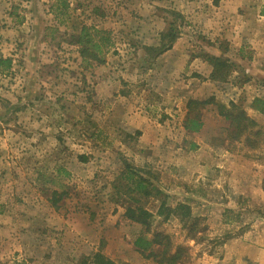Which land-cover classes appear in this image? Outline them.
I'll return each mask as SVG.
<instances>
[{
    "label": "rangeland",
    "instance_id": "obj_1",
    "mask_svg": "<svg viewBox=\"0 0 264 264\" xmlns=\"http://www.w3.org/2000/svg\"><path fill=\"white\" fill-rule=\"evenodd\" d=\"M263 12L264 0H0V58L12 61L0 74V264H95L96 252L156 264L110 200L122 159L155 173L168 207H189L194 240L144 202L180 264H264V115L251 108L264 100ZM83 26L109 33L104 64L81 59ZM170 27L176 41L154 58ZM210 57L232 64L225 77L212 79ZM189 99L235 103L257 135L229 140L214 104L186 134Z\"/></svg>",
    "mask_w": 264,
    "mask_h": 264
},
{
    "label": "trees",
    "instance_id": "obj_2",
    "mask_svg": "<svg viewBox=\"0 0 264 264\" xmlns=\"http://www.w3.org/2000/svg\"><path fill=\"white\" fill-rule=\"evenodd\" d=\"M262 14L264 15V12ZM176 17L181 18L179 15ZM177 37V34L170 27L168 32L163 35L162 43L158 47L149 48L154 52V58L171 49ZM72 39L73 44L79 47L78 52L81 59L86 62H94L97 65L105 63V57L113 46L109 33L99 30L95 26H83L77 35L72 36ZM209 63L213 66L211 73L213 80L219 74L221 77H225L232 66L226 61L214 57L209 58ZM11 67L10 58H0V74L9 73ZM208 104H214L218 115L229 123V140L248 141L253 131L257 129V123L233 102L224 105L214 102V99H189L185 105L186 113L182 122V129L186 134H195L202 129L203 122L200 112ZM251 108L264 115V100L253 99ZM254 133L257 135L256 130ZM135 134L139 133L136 132ZM196 148L195 143H189L190 150ZM79 159L81 162H85L87 157L80 156ZM122 163L123 168L113 182L110 200L124 209V216L127 220L141 225L144 230L133 242L135 251L145 259H152L156 264H180L184 249L176 247L171 250L170 242L166 236L162 233L151 232L150 219L154 216L144 207V202L150 199L159 200L156 216L163 217L164 220L169 219L170 216H176L184 226H187L188 232L191 234L190 239L194 240L196 224L189 221L192 220L189 207L184 204H178L174 209L168 207L165 198L162 197L161 190L155 184L158 177L151 169L135 167L125 159H122ZM58 171L60 170L58 169ZM51 195L50 203L52 207L56 208L64 194L53 191ZM90 258L91 262L95 264H115L100 252L94 253Z\"/></svg>",
    "mask_w": 264,
    "mask_h": 264
},
{
    "label": "crops",
    "instance_id": "obj_3",
    "mask_svg": "<svg viewBox=\"0 0 264 264\" xmlns=\"http://www.w3.org/2000/svg\"><path fill=\"white\" fill-rule=\"evenodd\" d=\"M199 168H200V170H204V168H208V167L205 166V165H203V164H200V165H199Z\"/></svg>",
    "mask_w": 264,
    "mask_h": 264
}]
</instances>
